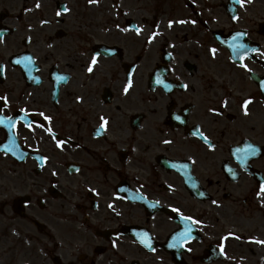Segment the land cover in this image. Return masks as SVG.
Segmentation results:
<instances>
[{
  "label": "flooded vegetation",
  "instance_id": "1",
  "mask_svg": "<svg viewBox=\"0 0 264 264\" xmlns=\"http://www.w3.org/2000/svg\"><path fill=\"white\" fill-rule=\"evenodd\" d=\"M21 1L0 0V264H264V0H153L146 42L140 0Z\"/></svg>",
  "mask_w": 264,
  "mask_h": 264
},
{
  "label": "rangeland",
  "instance_id": "2",
  "mask_svg": "<svg viewBox=\"0 0 264 264\" xmlns=\"http://www.w3.org/2000/svg\"><path fill=\"white\" fill-rule=\"evenodd\" d=\"M60 1V0H59ZM63 1H66L68 7H75V0H63ZM78 2H80L81 4H86V3H89V0H76ZM102 1V0H100ZM110 0H104V2L102 3V5H105V6H109L111 5ZM113 1V0H111ZM128 1V4L127 6H134L133 2L131 0H127ZM141 1V4L140 6H143L144 8V12H143V16L145 18V24L143 25L144 27V30H143V38L145 39V42L147 40H149V37H152L153 36V33H155V25L153 23V20H152V17H153V3L152 1L153 0H140ZM16 5L14 6V13L17 15L19 14L20 12H22L23 10V3L21 0H16ZM50 8H53L52 7V4H50ZM64 20H65V25H64V31H68V32H72L74 30V22H73V19L72 17L68 14H64L63 16ZM155 39V36L153 37ZM150 46V50L154 51V45L153 44H149ZM153 56V54L150 55V58ZM151 62V60H150ZM149 62V63H150Z\"/></svg>",
  "mask_w": 264,
  "mask_h": 264
},
{
  "label": "snow or ice",
  "instance_id": "3",
  "mask_svg": "<svg viewBox=\"0 0 264 264\" xmlns=\"http://www.w3.org/2000/svg\"><path fill=\"white\" fill-rule=\"evenodd\" d=\"M89 2H90V3H95L96 0H89ZM236 2H237L238 4H240L241 6H243V4L246 2V0H236ZM249 2H250V0H249ZM37 7H39V4H37ZM63 11L67 12L68 9H67V8H64ZM57 15H60V12H57ZM234 19H235V17H234ZM178 23H184V21H178ZM193 23H194V21H193ZM171 24H172V22L170 21V22H169V27H171ZM136 32L139 33V32H140V29L137 28V29H136ZM155 35H156V33H153V36H152V37H149V40H151ZM241 47H244V46L241 45ZM212 51L214 52L215 50L213 49ZM252 51H255V49H252ZM93 62H95V60H93ZM88 70L91 71V70H92L91 67H90ZM184 87H186V85H185ZM124 90H125V92H127V90H128L127 87H126ZM250 102H251V101H250L249 99H245V100L242 101V108L244 109V113H245V115L248 114V112H247V105H248ZM223 103L226 105V104H227V101L225 100ZM20 111H21V112H24V109H21ZM213 111H214V110H213ZM40 115H43V113H40ZM45 119H49V118H48V117H45ZM101 119L103 120V117H102ZM4 122H5L4 118H3V117H0V123H4ZM101 127H103V125H101ZM194 135H199L200 138H201L202 140H204L205 143H209L208 140H207V137H205V136L203 135V133H199V132H197V133H194ZM164 143H170V141H164ZM57 146H59V142H58V145H57ZM209 146L211 147L210 144H209ZM253 150H254V149H253ZM260 191H261V192H264V185L261 186ZM201 195H203V193H201ZM259 195H260V193H258V196H259ZM213 203L215 204L216 201H213ZM109 207H111V205H109ZM173 211H179V210H178V209H173ZM183 219H184L185 221H191V223L194 224V225H196V224H200V221H199V220L193 219V218L190 217V216L183 217ZM190 232H191V229H190V228H189V229H186L185 232H183V233L180 234V237H181V238H185L187 235L190 234ZM230 235H234V234H231V233H230ZM236 238L239 239V237H236ZM255 242H256V243H260V244H264V241H260V240H257V241H255ZM148 246H150V245H148ZM170 246H171V245H170ZM222 247H223V245H221V248H222Z\"/></svg>",
  "mask_w": 264,
  "mask_h": 264
}]
</instances>
